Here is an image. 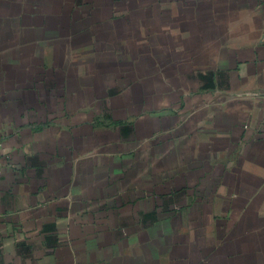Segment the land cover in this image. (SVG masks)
Returning <instances> with one entry per match:
<instances>
[{"label":"crops","instance_id":"1","mask_svg":"<svg viewBox=\"0 0 264 264\" xmlns=\"http://www.w3.org/2000/svg\"><path fill=\"white\" fill-rule=\"evenodd\" d=\"M0 264H264V0H0Z\"/></svg>","mask_w":264,"mask_h":264},{"label":"built area","instance_id":"2","mask_svg":"<svg viewBox=\"0 0 264 264\" xmlns=\"http://www.w3.org/2000/svg\"><path fill=\"white\" fill-rule=\"evenodd\" d=\"M0 161H1V159H0ZM1 175H2V167H1V162H0V177H1Z\"/></svg>","mask_w":264,"mask_h":264}]
</instances>
